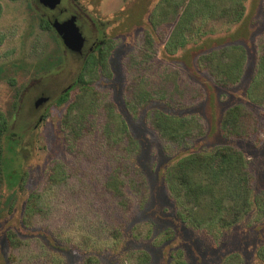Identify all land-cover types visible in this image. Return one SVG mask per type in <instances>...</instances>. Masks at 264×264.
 I'll use <instances>...</instances> for the list:
<instances>
[{
	"label": "rangeland",
	"instance_id": "obj_1",
	"mask_svg": "<svg viewBox=\"0 0 264 264\" xmlns=\"http://www.w3.org/2000/svg\"><path fill=\"white\" fill-rule=\"evenodd\" d=\"M66 1L62 0L63 4ZM159 1L78 0L83 10L99 23L98 34L104 35L105 32L106 38L111 37L116 41L108 58V69L102 73L96 86L107 101L116 105L138 145L135 154L123 156V163L130 169H138L145 176L147 202L128 215L119 214L116 220L112 216L115 214L113 207L106 202L105 193L99 189L104 175L112 166L108 162L109 155L100 153V156L87 157L84 162L67 158L59 127L62 107H55L51 103V107L44 111L34 107V100L38 96H44L45 101L50 102L60 89L76 77L80 68L75 59L77 56L68 58L67 64L66 60L60 62L40 78L29 72L20 78V81L27 82L22 89L18 110L14 117L11 116L12 141L5 151L6 185L3 183L0 187V200H5L11 191L16 196L0 217V264L87 262L88 250L75 248L74 238L64 248L60 240L56 241L52 226L50 228L44 223L27 228L22 223L28 194L43 186L54 162L69 168V183L81 189L76 196L85 203L82 208H77L70 203L64 191L57 193L53 199L58 202L53 203L58 211L55 229H62L76 237L82 233H89L87 235L90 237L100 235L99 230L95 232L90 228L95 220H99L97 213L100 210L105 223L112 226L118 224L121 229L125 224L126 248L147 251L151 256L149 264H222L224 257L234 252L239 254L241 264L261 263L257 250L264 245V106L252 101L247 90L255 71L256 44L259 36L264 34L263 0H245V15L241 21L222 24L214 33L192 35L185 47L175 54L165 53L163 42L154 33L158 51L152 59L153 67L145 73L137 91V113H134L135 109L126 106L130 94L126 86L137 75L130 59L138 51L144 30L150 29L149 16ZM0 3V37H3L0 42V64L19 60L34 63L41 51L47 53L57 48L58 39L39 26V15L55 11L51 5L43 4L40 0H0ZM91 34L87 31L88 42L92 39ZM232 44L245 48L246 68L237 85L223 87L215 83L208 70L197 66L196 59L200 53ZM60 52L62 55V50ZM45 69L36 70L35 73H42ZM175 82L181 83V88L189 86L185 92L187 95L194 94L195 98L188 104L178 103L183 102L184 98L179 95L181 89L175 90ZM13 89L5 80L0 81L1 111L12 112ZM199 92L202 93L200 97ZM234 104H243L258 115L260 142L256 135L249 139H235L220 134L222 114ZM154 109L170 115L194 116L202 132L180 143L167 142L148 124V115ZM41 115L42 120H39ZM100 139L96 135L91 141L92 154L99 150ZM222 145H232L244 152L255 175V184L251 212L234 226L218 233L217 240L177 218V207L165 188L164 172L170 163L189 152L207 151ZM22 172L26 174L23 188L15 186L10 190L8 185H16ZM137 223L151 224L152 236L141 239L131 237L130 231ZM8 229H15L22 238L32 241L33 247L36 244L34 239L38 238L44 245L47 258L42 262L40 259L31 261L26 260L27 255L24 254L14 261L10 260L5 237ZM167 232L171 236L165 237ZM99 259L101 264H119V255L115 252L101 254Z\"/></svg>",
	"mask_w": 264,
	"mask_h": 264
},
{
	"label": "trees",
	"instance_id": "obj_2",
	"mask_svg": "<svg viewBox=\"0 0 264 264\" xmlns=\"http://www.w3.org/2000/svg\"><path fill=\"white\" fill-rule=\"evenodd\" d=\"M262 7L264 11V0ZM245 9V0H160L150 13V29L144 30L138 51L130 59L137 75L126 86L130 92L129 99L126 100L128 109L136 108L137 91L145 73L153 67L152 59L158 51L154 33L163 42L164 52L175 54L185 47L192 35L214 33L222 24L241 21ZM34 11L37 13L35 9ZM1 15L0 3V17ZM39 26L56 38L51 23L42 15H39ZM2 39L0 37V42ZM115 44L113 38L107 37L103 45L89 53L74 82L54 98L51 105L62 107L59 127L67 158L84 162L87 157L100 156V153L109 155L108 162L112 166L104 175L99 189L105 193L106 202H109L115 212L112 216L118 220L119 214L128 215L136 207L145 205L148 200V186L145 176L138 169H130L123 163V156L135 154L138 145L130 135L128 125L116 105L107 101L96 86L102 73L108 69V58ZM59 47L58 44L57 48H52L47 53L41 51L34 63L28 64L19 60L0 64V81L5 80L14 87L12 112L0 110V187L3 183L6 185L5 151L12 141L11 116L14 117L18 110L22 89L27 82L20 81V78L29 72L35 77L50 72L63 61ZM44 60L46 65H43ZM246 63L245 48L236 44L200 53L196 59L197 66L208 70L215 83L223 87L234 86L240 82ZM44 68L46 69L42 73H35L36 70L39 72ZM175 84V90L181 89L179 95L184 98L183 102L178 103L188 104L195 98L194 94L187 95L185 92L189 86L181 88V83ZM247 93L252 101L264 106V34L259 36L256 44L255 71ZM200 96L202 93L199 92ZM196 119L194 116L170 115L154 109L148 115V124L165 141L180 143L202 132L201 125L195 123ZM259 125L258 115L253 110L243 104H234L222 114L219 132L223 137L235 139H249L256 135L260 142ZM96 135L101 138L100 148L92 154L90 143ZM65 166L54 162L43 186L28 194L22 216L23 225L27 228L44 223L50 228L52 226L56 241L60 240L64 248L74 238L75 248L88 250L85 264H101L99 255L109 252L119 255V264H149L151 256L147 251L126 248L125 224L121 229L118 224L112 226L105 223L100 210L97 213L99 220H95L92 223L94 226H90L95 232L99 230L100 235L90 237L87 235L89 233H82L76 237L62 229H55L58 224L55 222L58 211L53 203L58 202L53 199L57 193L64 191L70 198V203L77 208L85 205L76 196L81 189H76V186L69 183L70 172ZM25 179L26 174L22 172L16 185H8L9 189L13 190L15 186L23 188ZM164 183L169 198L177 207V218L217 240L218 233L238 223L251 212L253 206L255 175L244 152L232 145L217 146L207 151H192L179 157L166 167ZM11 192L5 200H0V217L5 207L11 206L15 199V192ZM152 231L151 224L137 223L132 227L130 235L134 239L150 238ZM164 236L171 235L167 232ZM5 237L10 260L14 261L24 254L27 255L26 260L31 261L40 259L42 262L47 258L44 245L38 238L34 239L36 244L33 247V242L22 238L15 229L6 230ZM163 239L164 237L161 241ZM257 256L260 264H264V245L258 248ZM222 264H241L239 254L234 252L225 256Z\"/></svg>",
	"mask_w": 264,
	"mask_h": 264
},
{
	"label": "flooded vegetation",
	"instance_id": "obj_3",
	"mask_svg": "<svg viewBox=\"0 0 264 264\" xmlns=\"http://www.w3.org/2000/svg\"><path fill=\"white\" fill-rule=\"evenodd\" d=\"M65 3L66 4H63V2H61V4L54 9L55 11L52 12V14H49L46 11V12H44L41 15L46 17L49 20V22L51 23V26H52V28L54 30V33H55V36H56V38L59 41V46H60V48L62 50V55L61 56L63 58V61L66 60L65 62L67 64V59L68 58L77 56L75 59H76V61H78L79 66L81 67L85 57L89 53H91L92 51L97 49L100 45L104 44L105 39H106V33L103 31L104 35H99L98 34L100 32L99 23L96 22L93 18H91L83 10V7L80 6V4L78 3V0H67ZM62 8H65V11H67V13H69L73 17H75L77 19V21L79 22V24L81 25L82 33H81V41L78 42L79 45L74 44L73 41L72 42L70 41L69 44L66 43L65 39L62 38V36H60L58 34V32L55 30V28L52 25L53 18L55 17V15H57L59 13V11ZM87 31H90V33H92L91 34L92 35V37H91L92 39H89L90 42H88ZM75 79H76V77L69 84H67L65 87L60 89L57 92V94L54 95L53 99L56 98L61 93H63L65 90H67L71 86V84L74 82ZM37 99H42L43 103L41 105H36V103H35L36 100H34V107L36 108V110L44 111V110H48V108L51 107L50 103H52L53 99L50 102L45 101V97L44 96H38ZM39 120H42V115L39 117Z\"/></svg>",
	"mask_w": 264,
	"mask_h": 264
},
{
	"label": "water",
	"instance_id": "obj_4",
	"mask_svg": "<svg viewBox=\"0 0 264 264\" xmlns=\"http://www.w3.org/2000/svg\"><path fill=\"white\" fill-rule=\"evenodd\" d=\"M41 3H46L51 5L52 8L58 7L62 0H40ZM52 25L55 30L58 32L62 38L65 39L66 43L70 41L74 44L79 45L78 42L81 41V25L75 17L65 11V8H62L57 15L52 20ZM73 44V45H74ZM36 105H41L43 103L42 99H36Z\"/></svg>",
	"mask_w": 264,
	"mask_h": 264
}]
</instances>
